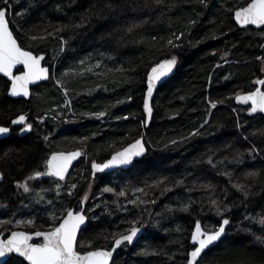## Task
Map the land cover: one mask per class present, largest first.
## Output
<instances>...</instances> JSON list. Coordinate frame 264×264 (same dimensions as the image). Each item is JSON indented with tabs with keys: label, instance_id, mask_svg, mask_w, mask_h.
Segmentation results:
<instances>
[{
	"label": "trees",
	"instance_id": "1",
	"mask_svg": "<svg viewBox=\"0 0 264 264\" xmlns=\"http://www.w3.org/2000/svg\"><path fill=\"white\" fill-rule=\"evenodd\" d=\"M244 4L246 0H9V22L20 45L44 53L52 74L32 89L29 100L8 97V81L0 77V125L8 126L25 113L33 125L23 136L13 129L0 140L4 177L0 204L12 209L21 202L24 195L15 184L33 172H43L51 153L82 148L84 155L67 176L68 183L77 184L73 194L63 189L58 195L47 193L46 198L55 214L74 209L90 180L91 163L144 136L145 156L133 164L134 169L121 172L138 184L143 181L144 192L137 194L155 203L133 205L129 214H121L109 194L95 196L98 184L104 183L98 175L85 203L88 224L78 235V249L110 248L113 234L127 232L120 225L125 216L147 221L151 212L157 215L155 231L131 246H121L111 264H185L197 220L209 231L222 222L210 204L215 199L222 202V209L224 204L230 207L223 213L230 223L225 236L197 264H264V243L257 241V237L264 240V225L259 222L264 217V116H249L234 103V96L249 91L251 81L264 69L262 30L239 27L233 20V11ZM62 39L67 41L63 51ZM173 57L175 73L156 89L146 127V74L156 63ZM97 61L101 67L86 71ZM58 80L68 90L65 108ZM52 107L62 111L59 122H35V116ZM197 130L199 135L190 136ZM252 148L257 150L255 158L249 155ZM249 171L260 175L246 177ZM164 177L168 179L163 185L151 186ZM232 184L246 185L250 196L245 198ZM165 187L171 190L163 191ZM97 200L98 209L92 212L89 207ZM181 203H190L188 212L178 210ZM46 225L36 215L34 228L43 231ZM145 250L159 254H140ZM17 259L21 258L13 255L9 264Z\"/></svg>",
	"mask_w": 264,
	"mask_h": 264
},
{
	"label": "snow or ice",
	"instance_id": "2",
	"mask_svg": "<svg viewBox=\"0 0 264 264\" xmlns=\"http://www.w3.org/2000/svg\"><path fill=\"white\" fill-rule=\"evenodd\" d=\"M3 6H0V73L5 77H8L11 80V87L9 89V95L12 97L17 96H29V84L34 83L35 81L48 78V69L41 66V61L44 59L43 56L33 55L32 51L25 50L17 41V38L14 36L13 31L9 26V21L6 18L9 6V0H2ZM157 3H160L161 0H156ZM201 3H204V0H200ZM231 11V9H230ZM235 21L241 26H256L260 28L264 26V0H246L245 6H240L236 8L234 12ZM190 23H192L190 21ZM57 31H63V28L57 29ZM129 32L132 31L130 27ZM48 35H53L49 33ZM31 39L35 40L37 37L32 36ZM180 37H176L179 39ZM43 39V37H40ZM156 38L153 37V40ZM67 41L61 40V51H63V45ZM170 45L173 44L172 40H169ZM174 46V45H173ZM82 65L84 61L80 62ZM176 64L175 57L171 59H166L156 66L151 68V71L147 75V93L144 98V112L151 117L152 107L150 106V98L153 96V90L157 85V82H161L162 78L166 77L170 72H172L173 67ZM18 65L23 67V71L19 75L14 74L13 69ZM92 67L99 68L101 67V62L97 61L94 66H90L86 71H92ZM264 70V69H262ZM69 73H64L68 75ZM62 88H64V93L67 95V88L57 81ZM255 83L259 85H264V79L257 80ZM130 99V98H129ZM238 103L249 104L250 108L248 109L249 114L255 113H264V90H261L260 87H257L254 91L247 94H237L235 97ZM67 103V101H66ZM212 107L215 108L216 104H212ZM105 113H99V116H104ZM127 119V117H125ZM27 117L25 115H20L16 119L12 120L13 125H23L21 128L22 132L31 131L33 125L27 123ZM208 123L205 120V124ZM203 127V125L201 126ZM239 128V123L237 124ZM10 133V128L5 126H0V136ZM199 131H194L190 133V136L199 135ZM45 141L48 140V137H44ZM86 139V138H85ZM173 144L176 141H172ZM257 150L252 148L249 150V155H252L255 158V153ZM145 153V145L142 139H137L134 143L123 148L120 151L115 152L109 160L105 163H97L93 161L92 170L95 174L96 172H104L105 170L115 168V167H125L134 163L135 159L141 157ZM7 155V153H5ZM81 156L80 151H74L71 153H53L46 161V171L40 172L36 171L32 176L29 177L30 180L40 178L42 176L55 177L58 180H64L65 174L68 172L69 166L72 161L77 157ZM209 164H212L211 158L207 161ZM238 163L242 162L240 160ZM215 167V165H212ZM225 175L231 176L229 173H224ZM246 177L249 178H258L260 173L258 171H249L246 174ZM3 174L0 173V179H3ZM167 177L156 180L153 182L152 187H159L163 185L167 180ZM177 185L182 184L183 181H177ZM18 189H23L25 193L30 191V187L27 183H17ZM57 189L60 185L56 184ZM76 185H72L68 195H72V190L75 189ZM203 187L207 188L208 185ZM232 187L236 189L237 192H240L245 198L250 196V192L247 190V186L243 184H232ZM171 189L165 187L163 191H170ZM41 191H47L46 189H41ZM105 192H114L115 190L111 187H105L103 189ZM135 192H144L142 188H136ZM125 190H120L117 195L125 196ZM146 194V193H145ZM43 197H41L42 199ZM84 199H87L85 196ZM51 203V202H49ZM83 203V201H82ZM134 206L147 203H155L153 201H145L137 197L135 200H129ZM220 201L215 199L210 201V204L214 206L216 214L222 217V222L218 228H215L211 231L203 229L201 222L197 220L195 224V229L191 234V241L193 242L194 250L188 253L187 264H197L198 258L201 257V254L209 248V246L214 245L219 242L221 238L226 234V227L229 225L230 221L227 218H223V213L230 211V207L227 204H224L223 209L221 208ZM190 209V203L184 204L181 203L179 211L188 212ZM169 210H172L169 208ZM50 219L52 220V225L47 231H35L34 233H29L26 231H11L10 235L6 238H0V264H9L13 260V256L10 254H16L18 258L15 264H110V261L113 260L114 253L122 245H131L134 240L138 237V234L143 227V223L140 220L131 221L132 227L127 230L126 234L118 233L113 234L114 244L111 250L103 249H94L87 251H80L77 247L78 244V233L81 231L83 225L86 224V215L84 209L81 208L80 211H75L72 208H67L64 214L57 216L55 212L50 214ZM245 219L255 220V217L246 216ZM264 225V217L260 218L259 221ZM12 223L11 220L0 221V227L5 224ZM16 225L19 227L21 225L34 227L35 219L30 218L27 220H17ZM180 229L178 228L177 231ZM245 231H248L245 229ZM4 233L0 231V237ZM33 237L42 238V242L35 243ZM107 238V237H106ZM257 241L264 243V240H261L260 237H257ZM142 255H158L157 252H148L142 251Z\"/></svg>",
	"mask_w": 264,
	"mask_h": 264
},
{
	"label": "rangeland",
	"instance_id": "3",
	"mask_svg": "<svg viewBox=\"0 0 264 264\" xmlns=\"http://www.w3.org/2000/svg\"><path fill=\"white\" fill-rule=\"evenodd\" d=\"M9 18H11L10 13H9ZM260 30H262V33L264 35V28L260 29ZM224 59L226 60V58H224ZM261 72H262L261 76L255 77L251 81L253 84V87L249 91H252L256 87L255 82L257 80H260L264 77V71L261 70ZM262 89H264V85L262 86ZM61 90L64 93V88L61 87ZM245 92H247V91H245ZM239 93H241V92H239ZM66 101H67V103H66ZM68 104H69V98L67 95H65L64 96V103L62 104V107L65 108V105H68ZM243 107L245 108V112H246L248 107L247 106H243ZM61 114H62V111L58 107H52L51 110L46 111V113H43L41 116H38V117L35 116L34 120H35V122H38V123H43L46 119H52L55 122L56 121L59 122L60 118H61ZM257 115H260V114H257ZM82 150L84 153V149H82ZM150 162H151V164H153V163H156L157 160H153V161L151 160ZM144 166L145 165H141V168ZM134 168H135L134 165H132L130 168H128V171H131ZM44 171H45V169L43 170V172ZM34 173L35 172L31 173L29 176H27L23 180L17 182V183H27L30 187V191L28 193H25L22 188L19 189V192H21L24 195V199L21 202H19L12 209H8L6 207V205L0 204V210H2V212L0 211V221H7V220L12 221V223L5 224L2 227H0V231H2L4 233V236H6L12 230H15V229H20V230L25 229V231L31 230V232H32V230H38L37 228L29 227V226H25V225H21L18 227L15 223L17 220H27L30 218L35 219L36 215H39L40 217L42 216L43 220H46L47 225H46V229H44V230H49V228L52 225V220L50 219V214L55 212V211L54 210L52 211V209H51L52 207L51 208L49 207L51 205V203H49V202H51V201H48L46 199L47 195L49 193H51V191H53V193L55 195H58V194L62 193L63 189H65L69 192L72 185H77L76 183H68L67 177L64 180H58L54 177H49V178L45 177L43 179L37 178V179L30 180L29 177L32 176ZM98 175H100L102 177L101 181L102 182L104 181V183L98 184V189H97L98 193H96L95 196L100 198L104 194H109V196L113 199L114 205L119 209L121 214H126V213L129 214L128 208L133 206L131 203H129V200H135V199H137V197H139L140 199L143 200L141 194L140 193L137 194V192L134 191L136 188H142L143 187V184H144L143 181L141 182L143 184H141V183L138 184V183H136V181H133L131 177L126 176L125 173L122 174L121 169H119V170L114 171L112 173H97L95 176L91 175L90 180L88 182V185L86 183L87 187L85 188V192L80 197L81 200H80L79 206H77L76 208L73 207L76 211L80 210L81 208H83L85 211V203H87V201L92 197L91 191H92V188L94 186V183L97 182V176ZM78 181H80V180H78ZM17 183L15 185H17ZM57 183L60 185L59 189H57V187H56ZM127 184H129V185H127ZM47 185H49L51 188H49V189L44 188ZM105 187H111L115 191L114 192H105V191H103V189ZM16 188H17V186H16ZM41 189H46L47 191H41ZM122 189L125 190V193H126L125 196H123V197L117 195V193ZM74 190L75 189L72 190V194H73ZM85 196H87V199H84ZM41 197H43V198L41 199ZM151 197H154V196H151ZM82 201H83V203H82ZM48 204H49V206H48ZM98 206H99V200L95 201L94 204L92 203L89 208L90 209L92 208L91 210L93 212V211H96L98 209ZM133 207H135V206H133ZM56 215L60 216V215H62V213H59ZM156 217H157V215H151V212H149L147 214V217H146L147 221L142 220V223H143L142 228L144 230L143 233L145 236L148 234H151L155 231L154 229L157 225V223H156L157 218ZM133 220L134 219L128 218V215H127L120 222V225H122L123 229L128 230L132 227L131 221H133ZM33 242L39 243V242H41V240L37 239V240H34Z\"/></svg>",
	"mask_w": 264,
	"mask_h": 264
},
{
	"label": "water",
	"instance_id": "4",
	"mask_svg": "<svg viewBox=\"0 0 264 264\" xmlns=\"http://www.w3.org/2000/svg\"><path fill=\"white\" fill-rule=\"evenodd\" d=\"M246 5V4H245ZM244 5V6H245ZM236 10V9H235ZM235 10L233 11V20H234V22L239 26V27H246V26H241V25H239L236 21H235V17H234V12H235ZM7 19H8V21H9V10H8V12H7V17H6ZM9 26H10V22H9ZM249 26V25H248ZM253 27H255V28H257L256 26H253ZM261 27H263V26H261ZM260 27V28H261ZM10 28H11V26H10ZM12 30V29H11ZM13 34H14V32H13ZM14 36H15V34H14ZM16 37V36H15ZM17 41H18V39H17ZM18 43H19V41H18ZM20 44V43H19ZM25 49V48H24ZM25 50H29V49H25ZM29 51H31V50H29ZM33 53V55H36L34 52H32ZM37 56H43L44 57V59H45V54L44 53H41V54H38ZM44 59L41 61V66L42 67H44V68H47L48 69V78L47 79H41V80H38V81H35L34 83H31V84H29V86H28V88H29V96L28 97H24V96H17V97H12V96H10L9 95V89H10V87H11V80L8 78V77H5L2 73H0V77H3L4 79H6L8 82H9V85H8V89H7V96L8 97H10V98H13V99H25V100H29L30 99V97H31V94H32V89L35 87V86H37L38 84H40V83H42V82H45V81H47L50 77H51V70H50V66H48V65H44ZM166 60V59H165ZM162 61H164V60H162ZM162 61H160V62H162ZM160 62H158V63H160ZM158 63H156L155 65H153L152 67H154V66H156ZM176 65V64H175ZM151 67V68H152ZM19 68H22V70L21 71H23V67L21 66V65H18L15 69H13V72H14V74H16V75H19L20 74V72L21 71H19V72H17V70L19 69ZM151 68L148 70V72H147V74H146V79H145V84H146V89H145V93H144V98H145V95H146V93H147V75H148V73L151 71ZM175 73V66L173 67V70H172V72H170L166 77H164V78H162V81L161 82H157V85H156V87L154 88V90H153V96L150 98V106L152 107V100H153V97H154V95H155V92H156V89L161 85V84H163L164 82H166L168 79H170L172 76H173V74ZM262 79H264V77L262 78ZM262 86L263 85H259V84H257L256 83V87L252 90V91H254L257 87H260L261 88V90H264V89H262ZM252 91H247V92H242V93H238V94H247V93H249V92H252ZM236 97V96H235ZM235 97H234V102H235V104L236 105H238V106H247L248 107V109L250 108V103L249 104H243V103H238L237 101H236V99H235ZM144 98H143V104H144ZM248 109H247V111H246V113L249 115V116H255V115H257V114H260V115H262V116H264V113H255V114H249V111H248ZM143 111H144V107H143ZM152 114H153V108H152ZM152 114H151V117H149L145 112H144V115H145V125H146V127L149 125V123H150V121H151V118H152ZM21 115H25L26 117H27V120H28V113H25V114H21ZM18 116H20V115H18ZM17 116V117H18ZM17 117H15V118H13V119H16ZM12 119V120H13ZM12 120H11V122H12ZM10 122V124L8 125V126H5V127H9L10 128V133H8V134H5L4 136H0V140L1 139H3V138H5V137H7V136H9L10 134H11V132H12V129H13V126H15V125H13L12 123ZM27 122V121H26ZM0 126H3V125H0ZM30 131H25V132H22L21 130H20V136H23V135H25V134H27V133H29ZM137 139H142L143 140V143H144V145H145V153L141 156V157H138V158H136L135 159V161H134V163L137 161V160H139V159H141L142 157H144L145 156V154H146V152H147V146H146V143H145V140H144V136H139L138 138H136L135 140H133V141H131L130 143H128V144H126L124 147H122V148H120V149H118V150H116V151H114V152H112L111 154H110V156L109 157H107L106 159H104L103 161H101V162H97V161H95V162H97V163H105L107 160H109L110 158H111V156L115 153V152H117V151H120V150H122L123 148H125V147H127V146H129L130 144H132V143H134ZM74 151H80L81 152V156H82V154H83V152H82V150L81 149H79V148H77V149H72V150H69V151H55V152H53V153H65V154H67V153H71V152H74ZM53 153H51L49 156H48V158L53 154ZM81 156H79V157H77L75 160H73L72 161V163H71V165L69 166V169H68V172L65 174V178L68 176V174L71 172V170L73 169V167H74V165L76 164V162L78 161V159L81 157ZM93 163V162H92ZM92 163H91V175L92 176H95L97 173H112V172H114V171H116V170H119V169H128V168H130L133 164H131V165H128V166H125V167H115V168H111V169H108V170H105L104 172H96L95 174L93 173V170H92ZM55 178V177H54ZM74 210V209H73ZM81 210V209H80ZM80 210H77V211H80ZM86 215V214H85ZM86 217H87V215H86ZM88 224V217H87V219H86V224L85 225H83L82 226V228H81V230L86 226ZM228 226V225H227ZM227 226H225L226 228H227ZM203 228V227H202ZM195 229V225H194V227H193V229H192V231ZM12 231H25V230H20V229H15V230H12ZM37 231H40V230H37ZM43 231H47V230H43ZM192 231H191V234H192ZM26 232H29L30 234L31 233H34L35 231H26ZM143 232H144V230H143V228H141V231H140V233L138 234V237L134 240V242H133V244L143 235ZM11 233V232H10ZM10 233L9 234H7L6 236H2V237H0V238H6L8 235H10ZM80 233V232H79ZM79 233H78V235H79ZM124 234H126V233H124ZM191 234H190V237H189V243H190V245H192V248L188 251V253L189 252H191L192 250H194V246L195 245H193V242L191 241ZM225 236V235H224ZM223 236V237H224ZM222 237V238H223ZM221 238V239H222ZM35 239H40L41 240V242H42V238H37V237H33V241L35 240ZM32 241V242H33ZM218 243V242H217ZM217 243H215L214 245H212V246H209V248H212V247H214ZM113 244H114V241H113V243H112V246H113ZM133 244H131V245H133ZM131 245H129V246H131ZM112 246L110 247V248H97V249H103V250H111V248H112ZM208 248V249H209ZM208 249H206V250H208ZM90 250H94V249H90ZM205 250V251H206ZM87 251V250H86ZM118 251V249L116 250V252ZM204 251V252H205ZM115 252V253H116ZM203 252V253H204ZM115 253H114V255H115ZM202 253V254H203ZM202 254H201V256H202ZM10 255H15L16 256V254H10ZM113 258H114V256H113ZM188 255H187V260H188ZM200 258V257H199ZM199 258H198V260H199ZM22 259V258H21ZM111 262L112 261H110V264H111ZM27 263V262H26ZM185 264H187V261H186V263Z\"/></svg>",
	"mask_w": 264,
	"mask_h": 264
},
{
	"label": "flooded vegetation",
	"instance_id": "5",
	"mask_svg": "<svg viewBox=\"0 0 264 264\" xmlns=\"http://www.w3.org/2000/svg\"><path fill=\"white\" fill-rule=\"evenodd\" d=\"M245 5V4H244ZM243 5V6H244ZM249 26H251V27H253L252 25H249ZM246 27H248V26H246ZM253 28H255V27H253ZM264 28V26L263 27H261V28H255V29H263ZM36 55H38V54H36ZM44 65H46L45 64V62H44ZM22 70V68H19L18 70H17V72H19V71H21ZM6 80V79H5ZM8 85H9V82H8ZM27 123H30V124H32V122L30 121V119L28 118V120H27ZM23 127V125H15V126H13V129H14V131H16V134L18 135V136H20V130H21V128ZM13 129H12V132H13ZM11 132V133H12ZM6 138V137H5ZM47 161V160H46ZM45 171H46V168H45ZM0 173H2L1 172V170H0ZM45 177H47V178H49V176H42V177H40L39 179H43V178H45ZM3 179H0V182L2 181Z\"/></svg>",
	"mask_w": 264,
	"mask_h": 264
}]
</instances>
